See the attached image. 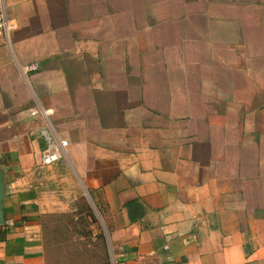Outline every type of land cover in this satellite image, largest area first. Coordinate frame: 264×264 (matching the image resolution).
<instances>
[{
	"label": "crops",
	"instance_id": "0c3cea01",
	"mask_svg": "<svg viewBox=\"0 0 264 264\" xmlns=\"http://www.w3.org/2000/svg\"><path fill=\"white\" fill-rule=\"evenodd\" d=\"M4 1L0 264H264V0Z\"/></svg>",
	"mask_w": 264,
	"mask_h": 264
},
{
	"label": "built area",
	"instance_id": "2783aa9c",
	"mask_svg": "<svg viewBox=\"0 0 264 264\" xmlns=\"http://www.w3.org/2000/svg\"><path fill=\"white\" fill-rule=\"evenodd\" d=\"M18 29V24L16 20L9 17L7 8L4 0H0V31H2L5 36L9 39L11 34ZM39 64H29L23 67V72L29 73L38 70ZM33 116L39 115L45 120L53 114L51 109H39L32 111ZM42 137L46 141V148L42 154V165L51 166L62 159L66 154V148L69 144L67 140H60L52 129L46 128L41 131ZM108 264H119L116 258L110 256Z\"/></svg>",
	"mask_w": 264,
	"mask_h": 264
},
{
	"label": "rangeland",
	"instance_id": "374dc122",
	"mask_svg": "<svg viewBox=\"0 0 264 264\" xmlns=\"http://www.w3.org/2000/svg\"><path fill=\"white\" fill-rule=\"evenodd\" d=\"M77 199L75 200V202L72 205V215L71 214H67L65 215L66 221H64L68 226L72 227L74 230H78L79 234L84 233L85 237V241L84 243H87L89 241V233L86 229V224L88 218L90 220V222H98L100 225V230L101 232H103V234H105L106 240H107V244L109 246V237L108 234H106L105 232V225L104 222L102 220V216L100 214V212L98 211L97 207L95 206L93 200L91 199V196H89L87 194V192H85V190L82 187H79L77 189ZM71 219V221H70ZM63 222V221H60ZM63 222V223H64ZM53 224H57V226L60 227V223L58 222H53ZM79 229H82L83 231H80ZM100 239V243L103 245V241L102 239L99 237ZM91 242V241H89ZM105 250H108L106 245H105ZM98 255V253H95ZM103 255V252L101 253V256ZM110 255L108 254L107 256V263H109L110 260Z\"/></svg>",
	"mask_w": 264,
	"mask_h": 264
},
{
	"label": "water",
	"instance_id": "95a60500",
	"mask_svg": "<svg viewBox=\"0 0 264 264\" xmlns=\"http://www.w3.org/2000/svg\"><path fill=\"white\" fill-rule=\"evenodd\" d=\"M5 179H6V172L2 167H0V226L6 224L4 202L7 197L8 187L5 182Z\"/></svg>",
	"mask_w": 264,
	"mask_h": 264
},
{
	"label": "trees",
	"instance_id": "16d2710c",
	"mask_svg": "<svg viewBox=\"0 0 264 264\" xmlns=\"http://www.w3.org/2000/svg\"><path fill=\"white\" fill-rule=\"evenodd\" d=\"M100 238L102 239V241H103V245H106V247H107V240H106V237H105V234H103V232H101V234H100Z\"/></svg>",
	"mask_w": 264,
	"mask_h": 264
}]
</instances>
